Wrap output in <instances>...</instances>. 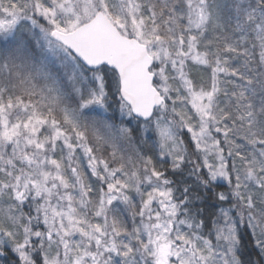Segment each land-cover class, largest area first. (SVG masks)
Here are the masks:
<instances>
[{"label":"snow or ice","instance_id":"6c2138e0","mask_svg":"<svg viewBox=\"0 0 264 264\" xmlns=\"http://www.w3.org/2000/svg\"><path fill=\"white\" fill-rule=\"evenodd\" d=\"M0 264H264V0H0Z\"/></svg>","mask_w":264,"mask_h":264}]
</instances>
